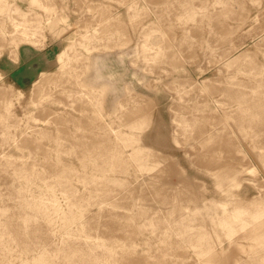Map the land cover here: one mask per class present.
I'll use <instances>...</instances> for the list:
<instances>
[{
	"label": "rangeland",
	"instance_id": "obj_1",
	"mask_svg": "<svg viewBox=\"0 0 264 264\" xmlns=\"http://www.w3.org/2000/svg\"><path fill=\"white\" fill-rule=\"evenodd\" d=\"M0 264H264V0H0Z\"/></svg>",
	"mask_w": 264,
	"mask_h": 264
}]
</instances>
